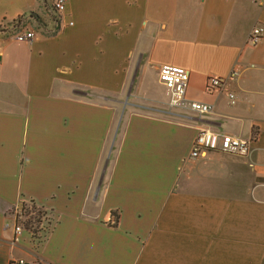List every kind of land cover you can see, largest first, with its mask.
I'll use <instances>...</instances> for the list:
<instances>
[{"label":"crops","instance_id":"obj_1","mask_svg":"<svg viewBox=\"0 0 264 264\" xmlns=\"http://www.w3.org/2000/svg\"><path fill=\"white\" fill-rule=\"evenodd\" d=\"M17 16L30 40L12 36ZM255 25L264 0H66L59 14L50 0H0V264H264ZM160 64L187 69L185 96L210 110L170 107ZM209 74L225 78L221 90H204ZM201 127L249 148L191 157ZM29 201L49 215L39 240L11 226Z\"/></svg>","mask_w":264,"mask_h":264},{"label":"built area","instance_id":"obj_2","mask_svg":"<svg viewBox=\"0 0 264 264\" xmlns=\"http://www.w3.org/2000/svg\"><path fill=\"white\" fill-rule=\"evenodd\" d=\"M261 2L262 0H255ZM66 0H50V7L59 14L65 10ZM70 23V21H69ZM264 27L255 25L247 34V41L254 43L263 33ZM34 35L32 29L21 28L13 32L12 36L17 40H30ZM238 73L237 68H231L227 77H234ZM188 79V71L182 66L172 64H160L157 69V80L165 88L166 102L170 107H186L196 114H202L210 110L211 104L205 101L190 99L185 96ZM225 78L223 76L209 74L204 80V90H221ZM229 102H234V94L226 91ZM250 138L240 137L229 132H220L209 127H201L194 135L188 155L196 157L208 150H220L237 154H244L249 148ZM28 211L15 209L13 212L12 228L14 232L25 229L31 236L40 239L49 227L48 212L40 208V213L27 208ZM36 216V220H34ZM31 221L25 224L26 219ZM7 225V223H5ZM7 264H27L23 257L8 259Z\"/></svg>","mask_w":264,"mask_h":264},{"label":"rangeland","instance_id":"obj_3","mask_svg":"<svg viewBox=\"0 0 264 264\" xmlns=\"http://www.w3.org/2000/svg\"><path fill=\"white\" fill-rule=\"evenodd\" d=\"M45 4H47V2L45 3ZM46 6V5H45ZM46 13H47V11H46ZM30 16V20L32 21L30 24H28V26H30L32 29H34L35 27H39V26H42V23H45L46 21H48V20H50L49 18H51V16L50 15H48V13L47 14H45V12H40V13H35V12H33V13H31V15H29ZM24 24V22H22L20 25H19V27L18 26H16L17 27V29L16 28H13V27H11L10 26V28L11 29H14V31H16V30H18V29H20V27H22V26H24L23 25ZM136 76L134 77V76H131V78H130V84H128V85H130V90H129V93H126V90H125V92H124V96H126L127 97V101H130V100H132V97H133V95H134V93H135V90H136V88H137V86H136ZM160 84V83H159ZM151 85V84H150ZM149 85V86H150ZM161 85V84H160ZM162 86V85H161ZM163 87V86H162ZM141 88V91H142V89H143V86L142 87H140ZM35 205L32 203V201H29L27 204H24L23 205V208H24V211L26 212V211H28V209L27 208H29V209H31V210H33V211H35Z\"/></svg>","mask_w":264,"mask_h":264},{"label":"trees","instance_id":"obj_4","mask_svg":"<svg viewBox=\"0 0 264 264\" xmlns=\"http://www.w3.org/2000/svg\"><path fill=\"white\" fill-rule=\"evenodd\" d=\"M31 13H33V12H29L28 13V16L29 15H31ZM23 22V20H22V16H17L16 18H14L12 21H11V25L13 26V27H16V26H18V25H20L21 23ZM2 28H0V30H1ZM36 206V205H35ZM35 209H36V213H40V207L39 206H36L35 207ZM20 210H23V205L20 207ZM34 220H36V216H34ZM31 221V219H30V217H28L27 219H26V221H25V224H27V223H29Z\"/></svg>","mask_w":264,"mask_h":264}]
</instances>
